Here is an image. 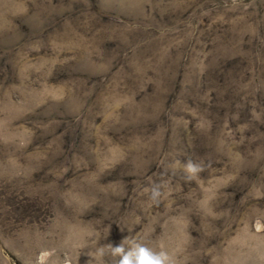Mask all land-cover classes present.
Returning <instances> with one entry per match:
<instances>
[{"label": "rangeland", "instance_id": "obj_1", "mask_svg": "<svg viewBox=\"0 0 264 264\" xmlns=\"http://www.w3.org/2000/svg\"><path fill=\"white\" fill-rule=\"evenodd\" d=\"M123 239L264 264V0H0V264Z\"/></svg>", "mask_w": 264, "mask_h": 264}, {"label": "clouds", "instance_id": "obj_2", "mask_svg": "<svg viewBox=\"0 0 264 264\" xmlns=\"http://www.w3.org/2000/svg\"><path fill=\"white\" fill-rule=\"evenodd\" d=\"M187 178H195L201 170L200 165L194 164L191 160L182 165ZM163 182L153 183L150 188H143L142 192L148 194V199L152 203H158L162 197ZM92 235V234H89ZM105 254L104 248H96L90 251L87 256L98 261L102 260ZM108 254L113 258V264H176L174 256L163 248L155 249L149 247L135 239H124L116 246L108 245ZM43 256L41 257V259Z\"/></svg>", "mask_w": 264, "mask_h": 264}]
</instances>
